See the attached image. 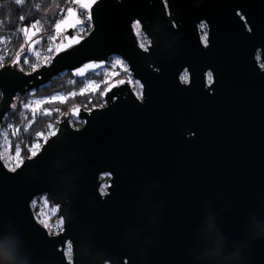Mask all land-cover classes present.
<instances>
[{
	"label": "water",
	"instance_id": "95a60500",
	"mask_svg": "<svg viewBox=\"0 0 264 264\" xmlns=\"http://www.w3.org/2000/svg\"><path fill=\"white\" fill-rule=\"evenodd\" d=\"M53 32L48 63L17 69L24 45L0 67V124L17 94L113 55L141 96L116 78L14 171L0 157V264H264V0H73ZM44 194L55 234L32 209Z\"/></svg>",
	"mask_w": 264,
	"mask_h": 264
},
{
	"label": "trees",
	"instance_id": "16d2710c",
	"mask_svg": "<svg viewBox=\"0 0 264 264\" xmlns=\"http://www.w3.org/2000/svg\"><path fill=\"white\" fill-rule=\"evenodd\" d=\"M72 3L73 0H21L20 3H17L16 0H0V37L5 36L7 37L6 39L10 40L3 64L10 65L12 63L17 53L27 43V33L31 28L36 27L38 29L37 27H40L35 34L39 37L38 47H40L41 51H44L47 46L54 44L57 36L53 32V26L64 17ZM79 14L83 16L86 13L81 10ZM91 28L90 22L86 21L81 35H86ZM23 57L19 62V64L23 65V71H32L34 60L31 59L30 62L25 64L22 62ZM15 67L20 69L18 64ZM102 77L101 75L98 78ZM81 84L80 78H74L71 73L63 72L55 76L48 84L37 87L35 90L53 93L63 89L77 93ZM16 97L22 98L23 95L17 94L14 99ZM89 97L88 95L75 94L65 102L53 104L55 109L50 115H37L34 121L31 120L32 116L30 113L24 112L19 104L13 105V99L10 110L1 122L0 128L5 127L9 121H15L20 124L21 130L17 142L22 146L21 155L25 159L31 156L30 147L35 142L37 133L45 131L50 122H55L57 125L62 119V114L69 113V110L74 106L79 105L85 109H92L104 104L101 94L91 99ZM71 122L74 127L82 125V121L74 117H71ZM40 197L39 195L34 198V201H36V204L32 206L34 214L39 210ZM46 199L49 200L47 196Z\"/></svg>",
	"mask_w": 264,
	"mask_h": 264
},
{
	"label": "rangeland",
	"instance_id": "374dc122",
	"mask_svg": "<svg viewBox=\"0 0 264 264\" xmlns=\"http://www.w3.org/2000/svg\"><path fill=\"white\" fill-rule=\"evenodd\" d=\"M81 11L82 9H78ZM85 12L84 10H82ZM86 13V12H85ZM80 15V14H79ZM82 18V24L77 26L75 29V32L77 34L82 33L84 30V23L86 21H89L86 18V15H80ZM31 28L27 33V43L25 44L24 48H29L26 55L23 57V63L25 56L28 57V62H30L31 59L34 60V66L38 68L40 66V60L45 61L48 63L51 58V52L53 53V50L56 46V44L63 39L62 34H58L57 37L59 39L55 41L54 44L49 45L46 47L44 51L40 50V47H38L39 37L36 36V32H38L40 27ZM7 37L2 36L0 37V67L5 65L4 58L7 52L9 39H6ZM11 39V38H10ZM144 43V42H143ZM51 49V51H49ZM119 60L120 63L117 64L116 61ZM3 61V62H2ZM23 67L22 64H19V68L21 69ZM128 71V66L126 62L117 55H113L109 58L107 64L104 67H101L100 69L96 70L95 72L89 73L88 75L80 78L82 81V84L80 86V89L77 93L66 91V90H59L57 92L53 93H44L36 91L35 89L23 94L22 98H16L15 103L19 104L22 107V110L24 112L30 113L33 117L37 115H44L47 112L52 113L54 111L53 104L57 102H65L68 98H72L75 94H81V95H88L90 96L89 99L96 97L98 94H101L104 90L105 86L111 82L112 80L116 78H122L125 77L129 80L127 76H130ZM103 76L102 78H98L99 76ZM130 83L132 85V88L136 94H140L141 85L140 83L130 76ZM25 95V96H24ZM64 97L65 99L61 101L59 97ZM1 97V93H0ZM56 99H52V98ZM25 105H28L27 108H25ZM104 104L99 105L103 106ZM96 106V107H99ZM68 113H64L63 115H67ZM71 122V117H70ZM72 123V122H71ZM57 125L55 122H50L48 124V127L45 131L38 132L37 138L35 142L30 147V152H34L38 150V148L41 146V144L54 133L56 130ZM20 124H17L15 121H9L5 127L0 128V157L3 161L4 165L9 169H14L17 167L24 159L21 155L22 146L19 144L18 137L20 135ZM106 178V179H105ZM109 176L108 175H102V185L101 190L104 191L107 183H108ZM39 200V210L35 213V217L37 221L45 226L48 230L51 232H59L62 229V223L61 219L57 217V207L54 206L50 200L46 199V195H40ZM33 204H36V201L32 202ZM55 210V211H54ZM47 225V226H46Z\"/></svg>",
	"mask_w": 264,
	"mask_h": 264
},
{
	"label": "snow or ice",
	"instance_id": "6c2138e0",
	"mask_svg": "<svg viewBox=\"0 0 264 264\" xmlns=\"http://www.w3.org/2000/svg\"><path fill=\"white\" fill-rule=\"evenodd\" d=\"M16 2H17V3H20L21 0H16ZM21 19H23V17H21ZM88 19H89V20L91 19L90 14H89V16H88ZM200 27H201V28H204L205 25H204V24H201ZM57 28H59V25H57ZM139 30H140V24L137 23V25H136V32H137V34H139ZM25 31H27V30H25ZM77 42H78V41H77ZM205 43H206V42H205ZM141 46H143V45H141ZM61 50H62V49H61ZM23 51H24V49H21V52H23ZM49 51H51V49H49ZM15 63L19 64V56L17 57V60L15 61ZM24 63H25V64L28 63V57H27V56H25ZM116 63L119 64L120 61L117 60ZM86 67H89V66H86ZM91 67H103V64H96V65L91 66ZM33 70H34V71L36 70V66H33ZM21 71H23V67H21ZM83 74H84L83 70H78L76 73H74V75H83ZM183 79L187 80V75H185V76L183 77ZM211 79H212V78H211V73H210V74H209V82H210V83H211ZM52 99H56V98L54 97V98H52ZM59 99H60L61 101H63L65 98L61 96V97H59ZM27 107H28V105H25V108H27ZM46 114L50 115L51 113H50V112H47V110H46ZM34 120H35V116L33 117V121H34ZM12 170L14 171L15 169H12ZM54 211H55V210H54ZM61 223H62V221H61ZM46 226H47V225H46Z\"/></svg>",
	"mask_w": 264,
	"mask_h": 264
},
{
	"label": "flooded vegetation",
	"instance_id": "af4514ba",
	"mask_svg": "<svg viewBox=\"0 0 264 264\" xmlns=\"http://www.w3.org/2000/svg\"><path fill=\"white\" fill-rule=\"evenodd\" d=\"M167 15H168V12H167ZM202 24L205 25L204 28H201V27H200L201 24H198L197 27H198V33H199L200 39H201V41H202L203 43H205V41H206V37H207V26H206V24H205L204 22H203ZM137 36H138V38H139V43H140V44H145V47L150 43V38H149L147 35H145V34L141 31V29L139 30V34H137ZM143 42H144V43H143ZM184 73L187 74V77H188V72H187L186 70H184V71L181 73L180 78H181V76H182ZM207 77H208V79H209V73L206 75V80H207ZM207 82H209V81H207Z\"/></svg>",
	"mask_w": 264,
	"mask_h": 264
},
{
	"label": "built area",
	"instance_id": "2783aa9c",
	"mask_svg": "<svg viewBox=\"0 0 264 264\" xmlns=\"http://www.w3.org/2000/svg\"><path fill=\"white\" fill-rule=\"evenodd\" d=\"M140 45H143L142 47H145V44H140ZM3 62V61H2ZM128 71H129V69H128ZM127 74H130V76L132 75L131 74V72L129 71V73H127ZM130 76H127L128 78H129V80L127 79V81L129 82V84H130V86L132 87V85H131V83H130ZM133 89V88H132ZM138 97H140L141 96V89H140V94L138 95V94H136ZM100 107V106H99ZM40 148V147H39ZM39 148H38V150H39ZM38 150H36V151H34V152H32L31 153V155H33L34 153H36ZM34 201V200H33ZM48 230V229H47ZM51 234H55V232H51L50 230H48ZM57 233V232H56ZM104 264H109L108 262H106V263H104Z\"/></svg>",
	"mask_w": 264,
	"mask_h": 264
}]
</instances>
